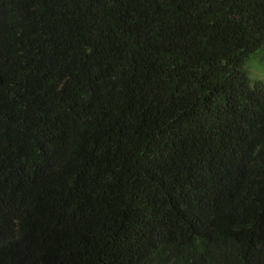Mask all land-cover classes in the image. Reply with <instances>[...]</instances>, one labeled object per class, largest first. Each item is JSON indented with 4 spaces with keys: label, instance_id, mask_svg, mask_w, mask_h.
<instances>
[{
    "label": "trees",
    "instance_id": "16d2710c",
    "mask_svg": "<svg viewBox=\"0 0 264 264\" xmlns=\"http://www.w3.org/2000/svg\"><path fill=\"white\" fill-rule=\"evenodd\" d=\"M264 0H0V264H264Z\"/></svg>",
    "mask_w": 264,
    "mask_h": 264
},
{
    "label": "rangeland",
    "instance_id": "374dc122",
    "mask_svg": "<svg viewBox=\"0 0 264 264\" xmlns=\"http://www.w3.org/2000/svg\"><path fill=\"white\" fill-rule=\"evenodd\" d=\"M246 72L253 81L264 80V52H259L251 57Z\"/></svg>",
    "mask_w": 264,
    "mask_h": 264
}]
</instances>
